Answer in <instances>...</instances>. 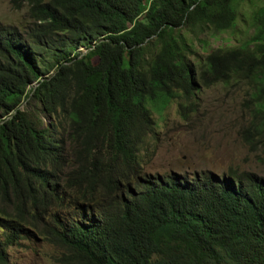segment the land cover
<instances>
[{
    "label": "trees",
    "instance_id": "trees-1",
    "mask_svg": "<svg viewBox=\"0 0 264 264\" xmlns=\"http://www.w3.org/2000/svg\"><path fill=\"white\" fill-rule=\"evenodd\" d=\"M22 1L25 32L0 23V264L36 239L59 264H264V177L143 167L152 109L186 116L219 85L244 88L240 135L264 148V5L245 42L203 56L241 0Z\"/></svg>",
    "mask_w": 264,
    "mask_h": 264
},
{
    "label": "rangeland",
    "instance_id": "rangeland-1",
    "mask_svg": "<svg viewBox=\"0 0 264 264\" xmlns=\"http://www.w3.org/2000/svg\"><path fill=\"white\" fill-rule=\"evenodd\" d=\"M16 1L0 0V23L25 32L31 22L30 6L24 1L18 6ZM253 2V5L251 0L239 2V9L245 16L240 18L234 34L226 32L219 38L203 35L201 38L208 41L206 49L195 41L198 54L205 56L211 50L245 42L253 33V10L264 5V0ZM81 51L87 52L86 48ZM243 89L219 85L203 90L194 98L195 105L186 111V116L179 113L181 99L164 111L152 109L159 129L157 137L150 140L149 153L144 156L145 172L153 176L175 173L194 178L203 173L224 176L232 171H251L264 177V148L252 149L240 135L241 129L249 123ZM25 107H28L26 103L21 109ZM44 123L47 125L48 121ZM61 255L60 249L37 239L23 240L8 251V264H59L55 260Z\"/></svg>",
    "mask_w": 264,
    "mask_h": 264
}]
</instances>
